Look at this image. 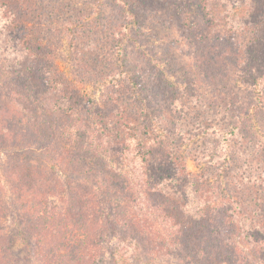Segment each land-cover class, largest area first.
Here are the masks:
<instances>
[{"label":"rangeland","instance_id":"rangeland-1","mask_svg":"<svg viewBox=\"0 0 264 264\" xmlns=\"http://www.w3.org/2000/svg\"><path fill=\"white\" fill-rule=\"evenodd\" d=\"M26 2L35 4L27 16L32 55L20 46L16 31L22 27L10 23L9 9L16 12L11 1L0 10V255L11 264H59L63 258L69 264H191L177 255L168 223L158 228L163 241L129 232L97 237L86 230L91 237L78 250L60 249L50 260L47 249L58 236L50 217L75 208L72 194L108 201L111 212L121 178L134 186L142 174L134 159L136 138H147L160 156L176 160L167 186L177 207L184 206L183 190L190 187L175 178L178 165L191 175L218 170L240 184L243 199L264 207V148L230 145L225 159L217 150L227 146L222 139L229 135L218 128L245 111L257 117L252 132L264 143V113L256 115L253 107L257 89L238 80L248 71L238 67L236 56L241 41L258 32L253 70L264 67V0ZM208 28L209 37L200 35ZM67 88L75 95L68 96ZM133 132L141 135L131 139ZM33 176L38 183L29 187ZM43 182L64 192L48 195L43 185L42 193ZM141 186L152 194L147 181ZM85 209L92 213L90 201ZM260 214L264 219V210ZM238 248L246 258L241 264H264L253 249Z\"/></svg>","mask_w":264,"mask_h":264},{"label":"trees","instance_id":"trees-1","mask_svg":"<svg viewBox=\"0 0 264 264\" xmlns=\"http://www.w3.org/2000/svg\"><path fill=\"white\" fill-rule=\"evenodd\" d=\"M8 1H11V5L16 11L14 14L6 5ZM19 1L0 0V10L3 6H6L4 11L9 9L10 23L15 26V29L22 27L16 31L17 36L20 38V46H24L26 51H29V55H32L29 43L32 42L33 35L27 36V34L30 35L33 28H31L32 25L28 22L31 20L27 19V16L33 13L35 4H29L26 0ZM19 6H23L21 11L18 10ZM209 19L210 22L214 20L211 16ZM210 22L207 23L208 27L211 25ZM248 27L246 25V28ZM209 29L201 32L200 35L209 37L211 33ZM239 29L240 31H245L242 28ZM258 30L261 31L262 27L259 26ZM251 33L248 36V40L241 41L237 48L236 56L240 61L239 63L241 64L242 62L238 67L242 66L248 71L240 72L238 80L240 79L251 91L257 89L256 93L259 97L253 107L257 109L256 115H259L264 113V67H261L258 73L253 70L255 62L258 65L256 60L258 54L256 55L255 47L260 41L257 38L259 36L258 32ZM261 59H264V55ZM46 73L48 76L47 81H49L50 72ZM58 74L60 75L56 76L58 85H63L65 81L64 75L62 73ZM66 94L68 96L75 95L68 88L66 89ZM255 119L257 120V117L254 114L245 111L243 118H239L226 128L222 126L218 128V131L223 129L225 134L229 133L228 136H224L222 139L226 140L227 146L217 149L224 155L222 159H225V155L229 153L226 149L230 145L238 144L240 145L238 147L241 148V145L245 146L246 143L251 145L255 151L261 146V149L264 148V143L258 138L256 132H252V123ZM239 120L247 121L250 126L241 125ZM132 130L137 129L133 128ZM137 135L136 132H133L131 139L136 138ZM147 135L146 137L149 136ZM136 139L139 146L133 145L135 148L134 159L136 160L135 164L139 174L142 172L141 176L139 175V177L135 178L134 186L136 188L134 186L130 187L126 180L121 178L120 185H117V192H113L116 197H119L118 203L111 212L107 211L108 201L101 199L104 202L94 203L97 196L92 201L87 196L72 194L70 200L73 201L75 208L58 215L51 214L50 217L56 227V231H58V236L55 238L56 242L52 245L50 244V248L47 249V253L52 254V257H50L51 261L54 262L53 259L57 257L56 252H59L60 249L72 253L78 250V246H81L85 240L91 237L86 230L98 234L97 237L113 232H129L133 233L138 239L148 235L149 237L162 240L163 234L158 228L165 223H168L166 228L170 230L167 232L176 243L173 244L176 247L174 248L177 251V255L187 263L241 264L246 261V258L240 256L241 251L238 248L240 244L247 250L253 249L252 254L254 257L259 256L264 261V219L259 216L263 215L260 213H262L264 207L261 204L257 205L255 202L252 204L248 199H243L238 194L240 190L238 182H234L228 175L220 174V172H217L218 170L216 172L215 170L204 172L203 169L200 173L191 175L185 171L184 166L178 165V169L176 165L177 168L175 170H177V173L175 178H183L190 185V187L185 188L186 190H183V194L185 193L186 196L183 203L184 206L180 204L177 207L176 204L174 205L172 190L167 186L169 185L167 180L170 177L172 165L174 168L176 164L174 161L176 160L164 158V155L160 156V153L157 152V146L152 144L147 138H142L141 141L140 138ZM137 146L139 148L136 149ZM236 153L240 154L238 150ZM215 154L217 153L215 152ZM216 158H220V156H215L212 159ZM164 165H167V168ZM170 166L171 169H169ZM142 179L147 181L148 190L152 191V194L145 192L147 190H142ZM24 180L26 181H24L23 186L27 188L29 175L25 176ZM35 180L36 177H31L29 187H31V184L38 183V180ZM194 180L198 184L197 186ZM46 182H43L41 186L38 185V189L42 193L43 185L47 186L48 195L56 196L58 193L64 192L63 186L48 185ZM232 184L235 186L233 190L229 188ZM108 190L106 188V191ZM153 192H156V194H153ZM163 194L166 197L165 202L162 199ZM87 201L92 203L91 214L85 209V202ZM179 203L177 202V205ZM262 203L264 204V201ZM82 236L83 239L80 238ZM9 259L4 257L3 254L0 255V264H11ZM251 263V260H248L245 264ZM46 264L52 263L47 260ZM59 264H69L68 258H63Z\"/></svg>","mask_w":264,"mask_h":264}]
</instances>
